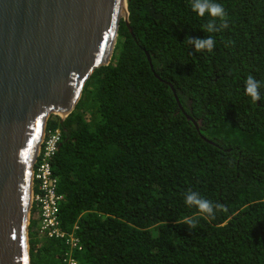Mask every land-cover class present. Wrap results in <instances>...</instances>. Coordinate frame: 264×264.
Listing matches in <instances>:
<instances>
[{
  "label": "trees",
  "instance_id": "trees-1",
  "mask_svg": "<svg viewBox=\"0 0 264 264\" xmlns=\"http://www.w3.org/2000/svg\"><path fill=\"white\" fill-rule=\"evenodd\" d=\"M214 2L226 27L191 0H128L133 35L121 21L109 64L65 118L49 115L46 127L61 129L60 226L80 240L77 264H264V0ZM212 19L220 30L204 32ZM208 35L212 52L186 40ZM189 190L221 207L187 206ZM38 224L32 208L30 264H61L68 245Z\"/></svg>",
  "mask_w": 264,
  "mask_h": 264
},
{
  "label": "water",
  "instance_id": "water-1",
  "mask_svg": "<svg viewBox=\"0 0 264 264\" xmlns=\"http://www.w3.org/2000/svg\"><path fill=\"white\" fill-rule=\"evenodd\" d=\"M127 2L0 0V264H30L31 172L47 119L65 118L109 64L121 21L133 35Z\"/></svg>",
  "mask_w": 264,
  "mask_h": 264
},
{
  "label": "built area",
  "instance_id": "built-area-1",
  "mask_svg": "<svg viewBox=\"0 0 264 264\" xmlns=\"http://www.w3.org/2000/svg\"><path fill=\"white\" fill-rule=\"evenodd\" d=\"M60 142V127H45L31 172L29 218L31 209L36 208L39 233L47 237L62 238L69 247L62 257L61 264H77L72 250L82 248L80 240L73 232L65 231L60 226L59 202L62 195L57 191V176L52 168V159L59 149Z\"/></svg>",
  "mask_w": 264,
  "mask_h": 264
},
{
  "label": "clouds",
  "instance_id": "clouds-1",
  "mask_svg": "<svg viewBox=\"0 0 264 264\" xmlns=\"http://www.w3.org/2000/svg\"><path fill=\"white\" fill-rule=\"evenodd\" d=\"M191 7L193 11L201 17L205 16L207 13L212 18H219L221 21H224L222 27H226V17L227 13L223 5L214 2V0H191ZM206 33H214L220 29L215 23V19L209 20L202 29ZM187 43L194 45L196 52L202 50H207L212 52L215 46V39L211 35H208L207 38H197L192 39L186 37ZM261 82L258 81L255 76L249 75L245 80V92L248 96L251 97L253 102H257L261 99L260 87ZM185 203L189 207H195L199 212L206 214L207 216H214L215 209L220 208L219 204H214L212 201L203 198L199 193L189 190L185 195ZM181 224H186L190 228L194 229L198 226V220L196 218H186Z\"/></svg>",
  "mask_w": 264,
  "mask_h": 264
}]
</instances>
